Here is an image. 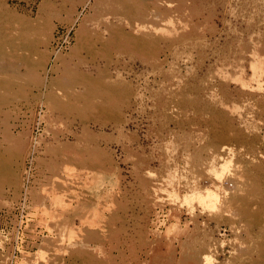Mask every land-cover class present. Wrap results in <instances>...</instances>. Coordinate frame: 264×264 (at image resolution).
Listing matches in <instances>:
<instances>
[{
    "label": "rangeland",
    "instance_id": "374dc122",
    "mask_svg": "<svg viewBox=\"0 0 264 264\" xmlns=\"http://www.w3.org/2000/svg\"><path fill=\"white\" fill-rule=\"evenodd\" d=\"M263 179L264 0H0V264L263 263Z\"/></svg>",
    "mask_w": 264,
    "mask_h": 264
},
{
    "label": "bare ground",
    "instance_id": "6f19581e",
    "mask_svg": "<svg viewBox=\"0 0 264 264\" xmlns=\"http://www.w3.org/2000/svg\"><path fill=\"white\" fill-rule=\"evenodd\" d=\"M246 85V84H245ZM247 86V85H246ZM250 87H257V88H259V89H261L262 88V86H261V84H259V83H256L255 85H249ZM236 135V134H235ZM221 136V135H220ZM230 136V135H229ZM234 136V135H233ZM235 137H237L236 139H238L239 138V136H235ZM240 137H242L243 138V136H240ZM224 137H222V139H223ZM232 138V137H231ZM228 139H229V137H228ZM233 139V138H232ZM244 139V138H243ZM243 139H241V141L243 140ZM238 141V140H237ZM244 141V140H243ZM242 141V142H243ZM260 169V168H259ZM253 170V169H252ZM251 170V171H252ZM249 171V170H248ZM260 172V171H259ZM247 173H249V172H247ZM252 174H253V172H251ZM256 175V174H255ZM259 175V174H258ZM263 176H261V178H262ZM254 178V177H253ZM257 178V177H256ZM264 180V179H263ZM251 182V181H250ZM250 182H248V183H250ZM253 182V181H252ZM258 182V181H257ZM253 183H255V182H253ZM245 184V183H244ZM246 185V184H245ZM250 186H252V185H250ZM258 186H260V185H258ZM262 186V185H261ZM247 187V186H246ZM253 188V187H252ZM261 188V187H260ZM243 191V190H242ZM244 191H245V189H244ZM247 191V190H246ZM215 194L214 193H212L211 191H209V190H207V191H205V193H200V197H201V199L202 200H204V201H209L210 202V200L212 201V199L215 197L214 196ZM232 199H234V197L232 198ZM235 200V199H234ZM241 200V199H240ZM243 201H244V199H242ZM227 201V200H226ZM229 201V200H228ZM239 201V200H238ZM246 202L247 201H249V200H245ZM245 202V203H246ZM244 203V204H245ZM228 204H230V203H228ZM247 204V203H246ZM239 205V204H238ZM232 206H236L235 204L234 205H232ZM247 206V205H246ZM228 207H231L230 205L228 206ZM238 207V206H237ZM237 207H236V209H237ZM240 207H244L243 205L242 206H240ZM239 209V208H238ZM237 209V210H238ZM252 208H250V206L248 207V208H243V209H241L242 210V213H243V217H246V219H256L257 217H260V210H262V209H260V210H257V208L255 209V210H257V211H255L254 212V210L252 209ZM230 210V209H229ZM240 210V211H241ZM264 229V228H263ZM264 233V232H263ZM259 248H260V245L258 246ZM256 248V247H255ZM258 248V249H259ZM255 251V250H254ZM261 252V251H260ZM193 257V256H192ZM260 257V256H259ZM264 258V257H263ZM203 260H204V257H203V259H202V263L201 264H207V261L206 262H203ZM253 260H255L254 258H253ZM252 260V261H253ZM242 261V260H241ZM251 260H250V262H252ZM259 261V260H258ZM263 261V260H262ZM255 262V261H254ZM243 264H245V263H243ZM253 264H256V263H253ZM258 264H264V262L263 263H258Z\"/></svg>",
    "mask_w": 264,
    "mask_h": 264
}]
</instances>
